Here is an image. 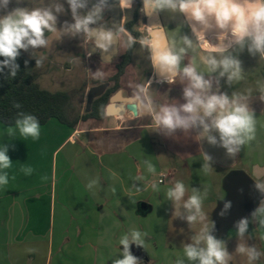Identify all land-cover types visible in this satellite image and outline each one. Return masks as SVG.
<instances>
[{
  "label": "crops",
  "instance_id": "crops-1",
  "mask_svg": "<svg viewBox=\"0 0 264 264\" xmlns=\"http://www.w3.org/2000/svg\"><path fill=\"white\" fill-rule=\"evenodd\" d=\"M185 30L188 34L185 36L192 40V47L187 48L185 45L187 50L185 58L181 61V69L192 64L206 78L213 79V91L219 88L230 97L233 93L247 97L249 109L254 113V139L242 145L235 156L228 157L224 149L201 141L196 131L178 130L170 136H165L156 128L151 116L142 115L136 107L134 110H127L128 104L134 105V99L139 102L140 96L137 94L150 97L157 108L164 104L183 102L181 99L183 84L180 78L176 76L159 79L155 72L154 77L151 76L144 85L130 82L131 80L124 82L123 87L129 92L126 98H130L132 102L123 103L125 111L122 114L105 115L100 120L95 118L82 120L75 128L51 119L40 127V137H43L41 140L47 139L48 135L62 134V143L52 151L53 164L59 149L65 143L70 144L71 150L65 156L64 162L74 165L72 169L75 179L74 182L72 178L68 179L62 175L65 191L61 194L60 216L69 215L71 220L64 227L65 230H62L66 234L63 241L58 244L57 264H71L68 260L77 256L87 264H111L112 260L119 256L121 236L127 233L126 219L131 217L136 221V218L145 217L154 211V205L142 201L141 194L146 187L137 190L140 185L139 179L143 175L141 168L143 162L145 165L149 162L146 150L152 143L153 133L149 132L152 129L159 131L163 137L162 142L166 151L172 150L168 148L170 138L179 146L180 156L189 175L185 199L192 195L193 188H196L202 197V206L213 200L218 202L225 196V191L220 187L222 196H218L220 191L216 194L213 190L214 185L217 182L221 185L231 171H244L255 181L264 184V98H262L264 93L261 92L264 80L257 82L254 77L244 75L231 85L226 84L223 79L216 85V74L210 73L204 58L211 53H221L219 49L209 46L208 40L212 37L221 38L223 35L206 37L205 47L201 49L195 43L193 35H196L189 32L186 21ZM246 54L247 51L240 54L241 59ZM138 85L145 89L144 93H139ZM169 93H176L178 96L166 97ZM7 127L9 126L0 122V145L9 142L14 145V149L10 146L8 153L13 161L12 167L7 169L8 184L0 186V264H50L51 258L39 255L41 243L45 241L44 235L40 234L37 218L34 217L33 225L29 217H43L47 210L49 216L55 214V198L51 194L46 208L44 205L46 183L38 179L31 180L21 171L24 165L19 159L25 153L31 152L28 150L31 137L25 139L17 132L13 141L6 135ZM36 141L32 139L33 144ZM205 151L213 157V162L208 168L203 167L207 163L204 160ZM171 163L173 166L171 174L160 172L159 179L165 174V179L170 178L176 183L181 181L177 179L181 165L178 161H175L174 165L173 158ZM55 168L53 166L57 176L59 169L57 163ZM36 169L34 176L40 178L42 167ZM165 179L161 184L165 183ZM92 181L97 183L89 188L88 185ZM252 220L249 226L250 234L260 238L264 250V226L258 223V219ZM137 221L140 223L139 219ZM135 227L136 225L133 226ZM97 234L99 239L94 241L92 238ZM142 250L141 264H153L154 254L144 247ZM252 264H264V259Z\"/></svg>",
  "mask_w": 264,
  "mask_h": 264
},
{
  "label": "clouds",
  "instance_id": "clouds-1",
  "mask_svg": "<svg viewBox=\"0 0 264 264\" xmlns=\"http://www.w3.org/2000/svg\"><path fill=\"white\" fill-rule=\"evenodd\" d=\"M121 4L130 6L132 0H120ZM13 0H0V74L5 79H14L20 65L17 63L22 53H30L31 50L46 48L49 39L46 33L57 31L59 17L66 11L71 14V22L65 21L60 31L65 34L76 35L88 33L90 25L95 23L91 11L81 15V10L87 9L89 0H54L46 7H21L17 6L9 10ZM17 5L23 0H15ZM145 3L157 12L170 11L183 14L185 17L205 27H215L220 34L227 37V42L219 49V58L209 55L204 58L210 73H215V83L219 85L221 79L231 85L234 81L242 79V60L240 54L247 51L251 57L259 55L264 58V0H145ZM67 5V9L65 8ZM199 35V34H198ZM134 41L129 40V46ZM183 43L187 48L192 47V40L188 36L183 37ZM152 59L154 63L166 68L173 77L178 76L183 84L182 103L164 104L154 106L150 97L140 96L139 102L133 103L142 115L151 116L155 126L165 136H170L181 131H196L204 143L224 149L228 157L235 156L241 146L254 139L255 120L254 113L250 111L247 97L235 93L230 97L226 92L217 88L213 91V79L206 78L192 64L180 67L185 47L176 50L172 47H160L157 41L151 44ZM212 48H209L211 51ZM236 54H233V53ZM29 63L24 61L25 66ZM43 58L36 59L35 65L42 66ZM5 69L7 72L5 73ZM139 93H144L141 86ZM264 93V85L261 86ZM264 98V96H262ZM13 107L21 109L19 102H14ZM40 123L35 115L18 111L14 126L6 129V135L13 141L17 132L25 139L31 137L34 141L40 137ZM11 142L0 145V186L8 184L7 169L12 167V159L9 156ZM204 160L207 162L204 168L211 166L213 157L204 152ZM148 170L154 172V167L149 163ZM25 175H31L35 170L32 167L22 168ZM46 179V177H45ZM96 181L89 183L93 187ZM153 190L158 191L157 184L152 185ZM264 194V184L255 186ZM140 190L139 188L137 189ZM115 193V189H113ZM168 200L175 206L177 218L188 225L200 222L203 226L194 234L191 242L184 244L183 252L190 264H229L231 255L226 242L217 238L215 221L208 225L207 216L202 211V197L199 190L193 188V194L185 199L186 188L182 181H177L167 190ZM134 202V201H133ZM135 203V202H134ZM232 207L231 201H225L219 214L225 216ZM182 209V211L180 210ZM258 219V223L264 226V202H261L249 216L241 217L234 222L237 236L243 240L249 229V218ZM147 233L139 230H130L124 234L119 244L121 250L119 256L114 258L111 264H141L142 259L132 251V246L143 249L144 237ZM236 252L247 256L249 264L259 259L262 255L254 246L240 243ZM176 264H184L183 259H177Z\"/></svg>",
  "mask_w": 264,
  "mask_h": 264
},
{
  "label": "rangeland",
  "instance_id": "rangeland-1",
  "mask_svg": "<svg viewBox=\"0 0 264 264\" xmlns=\"http://www.w3.org/2000/svg\"><path fill=\"white\" fill-rule=\"evenodd\" d=\"M53 2L54 0H23V3L17 5L15 0H13V3L9 5V10L17 6L28 8L46 7ZM61 2H63V0H61ZM65 8L67 9L66 4ZM169 16L175 18L176 16H179V13L170 12ZM71 19L70 12L66 11L65 14H62L59 17L57 31L46 33V36L49 39L48 46L46 48L31 50L30 53H25L30 58H43L42 66L37 68L39 72L37 82L41 88L50 92L68 91L76 86V77L74 76V71L71 69V61L73 57V48L76 46L78 34L74 36L71 34L65 35L60 31V27L63 23L65 21L70 23ZM208 41L210 42L209 46L220 49L227 42V37H212ZM233 54L236 53L234 52ZM209 55L219 57L221 53L216 52ZM239 58L241 59V57ZM241 60L243 62L242 77H244V75H250L254 77V80L257 82H262L264 80V60L262 57L259 55L251 57L247 53ZM169 95L170 97L178 96L176 93H169L166 97ZM149 132L153 133V138L151 139L152 143L150 147L146 150V155L149 161L148 164L150 163L154 167L155 171L150 172L148 170V165H145L143 162L141 167L143 175H141V178L139 179L140 185L138 188L141 190L146 187L141 194L142 201L154 205L155 208L154 211L149 213L147 216L136 218V221L132 220L131 217L127 218V233L136 228L142 233H147L144 237V249H149L151 253L154 254L155 258L153 264H176L177 259H183L184 264H190L184 256L183 247L184 244L191 242L190 238L194 234L198 233L203 225L199 221L192 225H188L185 221L177 218L175 214V206L172 201L168 200L166 195L167 190L174 186V181L167 178L163 184L158 182L160 172H163L166 175L171 174L170 170L173 168L171 165L173 163H171L172 158L174 159V165L176 164L175 161H178L181 165L180 173L177 176V179L181 180L185 187L189 176L188 169L180 156L179 146L174 140L170 138L168 148L172 150L168 152L162 142L163 137L160 136L159 131L156 132V130L152 129ZM47 137L48 138L44 140H41L43 137H39L34 144L32 143L31 138V141L29 142L30 147L28 148L31 152L28 154L25 153L19 160L22 161L24 168L30 166L36 171V168L39 169L42 167V174H40V178L35 177L34 172L31 175H25V177H30L31 180L38 179L40 182H43L44 184L46 183V196L44 195V205L46 208L49 205L51 194L55 198V214L49 216V211L47 210L43 217L38 218L37 216H31L29 218H31V223H33V225L35 224V218H37L40 234L44 235V239H42L45 243H41L42 246L39 248V255H42L45 258H51L50 264H57L56 258H58L59 254L58 244L61 243V240L63 241L66 234L65 231L62 230H65L64 227L68 225L71 220L69 215L60 216V207L62 202L61 194L65 191L64 178L62 175H65L68 179L72 178L75 182L72 169L74 168V165L64 162L65 156H67L71 150V145H68L67 143H65L55 155L53 164L52 151L59 147L62 143L63 136L60 133H56L55 135H48ZM56 163L59 168L57 176H55V170L53 169V166L54 168L56 167ZM154 183L157 184L159 189L158 191L153 190L152 185ZM257 183L261 184L259 182ZM220 187L222 189V184L220 185L218 182L214 185L213 190L216 194H219ZM218 196H222L221 191ZM262 202H264V200ZM216 204L217 201L215 202L213 200L212 202H208L202 206V211L207 216L206 222L209 226L211 224L212 212ZM180 210L182 211V209ZM137 219L140 220V223ZM253 223L254 220H252V225ZM135 225L136 227L133 228ZM92 239L97 241L99 239V235L97 234L96 237ZM223 240H225L227 249L231 255L229 264H249L246 255L236 252V247L240 243H244L247 246H254L262 254L259 259L254 262L264 259V250L260 244L261 240L257 237V235L254 236L250 233H246L243 240H241L237 236L236 232H232L223 238ZM101 250L103 249L101 248ZM94 252H96V249ZM68 261L71 264H87L78 256L75 257V259Z\"/></svg>",
  "mask_w": 264,
  "mask_h": 264
},
{
  "label": "flooded vegetation",
  "instance_id": "flooded-vegetation-1",
  "mask_svg": "<svg viewBox=\"0 0 264 264\" xmlns=\"http://www.w3.org/2000/svg\"><path fill=\"white\" fill-rule=\"evenodd\" d=\"M148 6L145 0H132L130 6L121 4L120 0H100L92 3L89 0L88 8L81 10V15L91 11L95 23L90 25L88 33L77 35L76 46L73 48L71 69L76 77V86L72 89L76 91L75 107L79 115L90 113L97 100L107 99L103 108L106 115L105 108L112 97L118 93L122 98L128 96L129 92L123 87L125 81L131 80L130 82L144 85L151 76L154 77L152 31L162 30L168 47L176 50L185 47V21L193 35L183 14L179 13V16L172 18L167 10H153L159 25L152 26L153 20L148 15ZM193 37L196 45L203 49L198 36ZM130 39L134 41L131 46ZM93 88H100V94L93 99L87 112L86 103ZM116 103L123 104V101L117 99ZM247 233H250V227Z\"/></svg>",
  "mask_w": 264,
  "mask_h": 264
},
{
  "label": "trees",
  "instance_id": "trees-1",
  "mask_svg": "<svg viewBox=\"0 0 264 264\" xmlns=\"http://www.w3.org/2000/svg\"><path fill=\"white\" fill-rule=\"evenodd\" d=\"M36 59L38 58H30L22 53L17 60L20 70L14 79L11 77L5 79V75L0 74L1 123L6 126H14L18 111L35 115L40 126L55 119L61 124L75 128L79 121L91 118L100 120L105 117L103 108L107 99L97 100L90 113L79 115L78 109L75 107V89L50 92L41 88L37 82L39 72L35 65ZM25 60L29 61L27 66L24 64ZM6 72L7 69H5ZM14 102H19L22 108H14Z\"/></svg>",
  "mask_w": 264,
  "mask_h": 264
},
{
  "label": "water",
  "instance_id": "water-1",
  "mask_svg": "<svg viewBox=\"0 0 264 264\" xmlns=\"http://www.w3.org/2000/svg\"><path fill=\"white\" fill-rule=\"evenodd\" d=\"M100 0H90V2H97ZM148 15L151 18L152 26L159 25V22L157 21V15L153 12V9L149 5L147 7ZM185 17V16H184ZM187 20L191 30L193 33L201 37L200 43L204 49L205 44L207 42V38L209 36L213 35H221L219 30L215 27H205L198 23H195L194 21L190 20L189 18L185 17ZM199 34V35H198ZM155 40L158 42L160 47H168L167 40L165 38V34L162 30H154L152 31V41ZM114 47H111V50H113ZM153 54V53H152ZM154 72L155 76L159 79H165V78H171L173 77L172 74L166 69L161 67L159 64L154 63ZM100 88H93L88 96L87 103H86V111L88 112L90 110L91 103L93 99L100 94L98 91ZM119 99L122 100L123 103H130L132 100L130 98H122L120 94L118 93L117 96H114L111 98V102L107 104L105 111L106 115H118L122 114L125 111V107L123 104H115V101ZM135 109L134 105L128 104L127 110ZM258 185V183L246 172L244 171H231L228 173V175L225 176V178L222 181V188L225 191V196L219 200L212 212V221H215L216 224V231L215 235L217 238L223 239L225 238L229 232H236L234 229V222L239 220L241 217L249 216L250 213L262 202L264 199V194H262L260 191L257 190L255 187ZM225 201H231L232 207L231 210L223 217H221L219 214L220 210L224 206ZM145 205L143 204L142 207ZM252 218H249V226L251 223ZM249 231V229H248ZM133 253L143 258V250L141 248H137L136 246H132Z\"/></svg>",
  "mask_w": 264,
  "mask_h": 264
},
{
  "label": "built area",
  "instance_id": "built-area-1",
  "mask_svg": "<svg viewBox=\"0 0 264 264\" xmlns=\"http://www.w3.org/2000/svg\"><path fill=\"white\" fill-rule=\"evenodd\" d=\"M165 177H166V175L165 174H162L160 176L159 182L162 183L164 181Z\"/></svg>",
  "mask_w": 264,
  "mask_h": 264
}]
</instances>
